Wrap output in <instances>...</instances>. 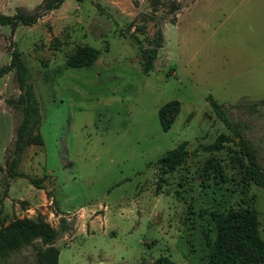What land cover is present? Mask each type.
<instances>
[{"label":"rangeland","instance_id":"374dc122","mask_svg":"<svg viewBox=\"0 0 264 264\" xmlns=\"http://www.w3.org/2000/svg\"><path fill=\"white\" fill-rule=\"evenodd\" d=\"M41 0H0V11L32 10ZM144 25V32L138 26ZM162 47L143 72L132 37ZM97 50L89 66L65 61L79 47ZM16 49L37 111L17 170L9 178L21 110L14 70L0 77V264H36L40 239L5 249L17 219L56 230L57 264H206L217 237L264 264L239 236L219 232L228 209L249 210L264 240V190L249 179L238 139L211 108L224 105L256 149L264 172V0H64L31 25H0V65ZM167 104V105H166ZM162 111L163 122L159 117ZM220 134L216 151L206 146ZM30 139V140H31ZM186 142L173 169L157 163Z\"/></svg>","mask_w":264,"mask_h":264},{"label":"trees","instance_id":"16d2710c","mask_svg":"<svg viewBox=\"0 0 264 264\" xmlns=\"http://www.w3.org/2000/svg\"><path fill=\"white\" fill-rule=\"evenodd\" d=\"M63 1L41 0L32 10L19 6L11 15L0 11V25H8L11 32H13L18 25L34 24L47 12L60 7ZM137 29L143 33L144 25L138 26ZM132 37L139 49L140 66L142 71L146 73L152 68L157 50L162 47V32L158 29L155 36L151 40H148L149 45L147 46H144L142 41L136 36L132 35ZM97 55V50L90 46L79 47L73 55L66 59L65 64L69 67L89 66L95 62ZM12 70L15 72L20 93L17 99L8 98L7 102L12 107L21 110V120L15 129L12 156L6 161V173L9 178L24 177L34 186L40 188L41 178L33 177L26 172L17 170V164L24 146L29 141L36 144L41 143V137L39 134H36L31 139L28 132L30 121L37 111V105L30 87L26 84L27 68L16 49L10 51L8 63L0 65V77ZM207 100L226 128L238 139L239 145L247 158L249 179L254 185L264 190V172L258 163L256 149L250 145L249 140L242 134L238 125L227 117L224 105L218 103L211 95H207ZM258 104H264V97L258 102H253L251 105L254 107ZM166 105L159 109V117L164 127H166V124L163 122L162 111ZM227 139L225 135L220 134L206 147L216 151L222 147V143L227 141ZM185 146L186 142H180L175 147L167 150L157 159L159 166L163 169H173L182 163L188 153ZM0 169H2L1 166ZM255 219V213L247 209H228L226 213L219 216L218 228L220 233L230 232L239 236L256 253L264 258V240L255 225ZM10 227L14 228L15 232L6 241L4 245L5 249L8 251L17 250L30 243L34 238H39L41 246L37 249L36 264L58 263L59 250L53 245L56 238V230L54 228L42 220L27 218L15 220ZM153 264L177 263L168 256L161 255L153 261ZM206 264H243V262L242 256L236 250H233L232 247L230 248V246L220 240V237H217L211 246Z\"/></svg>","mask_w":264,"mask_h":264}]
</instances>
